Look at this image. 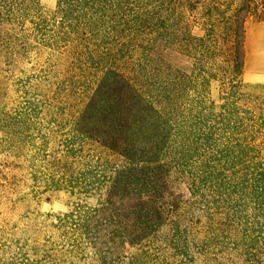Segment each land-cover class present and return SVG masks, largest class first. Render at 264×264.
<instances>
[{
  "label": "trees",
  "instance_id": "trees-1",
  "mask_svg": "<svg viewBox=\"0 0 264 264\" xmlns=\"http://www.w3.org/2000/svg\"><path fill=\"white\" fill-rule=\"evenodd\" d=\"M40 1L0 0V52L26 50L40 35L71 62L104 69L88 109L103 115L94 124L109 117L112 144L99 130L97 138L80 132L125 160L105 199L111 212L133 214V228L118 226L122 238L140 241L167 224L178 177L203 206L251 209L252 223L228 228L227 249L244 264H261L264 95L243 92L242 75L244 24L264 22V0H56L52 40ZM191 18L202 34L192 33ZM180 55L191 60L189 71L172 61ZM213 79L221 81L219 108L208 96ZM113 83L124 89L118 98L104 95Z\"/></svg>",
  "mask_w": 264,
  "mask_h": 264
},
{
  "label": "rangeland",
  "instance_id": "rangeland-1",
  "mask_svg": "<svg viewBox=\"0 0 264 264\" xmlns=\"http://www.w3.org/2000/svg\"><path fill=\"white\" fill-rule=\"evenodd\" d=\"M55 10L56 0H41L37 10L50 40ZM191 19L192 33L202 34ZM244 27L242 91L264 95V22L248 17ZM40 40L32 36L26 50L0 52V264H244L228 253V228L252 223L255 214L203 206L178 177L167 224L140 241L122 238L118 226L133 228V214L111 212L105 199L125 160L80 132L93 130L97 138L99 130V140L112 144L109 117L94 124L99 113L88 109L104 69L73 63ZM172 61L186 71L192 66L186 56ZM123 92L113 83L104 95ZM208 96L216 108L223 104L220 80H211ZM260 255L256 263L264 264V250Z\"/></svg>",
  "mask_w": 264,
  "mask_h": 264
}]
</instances>
